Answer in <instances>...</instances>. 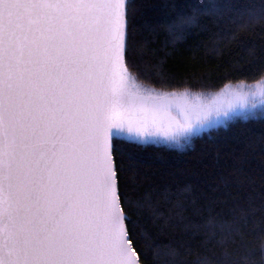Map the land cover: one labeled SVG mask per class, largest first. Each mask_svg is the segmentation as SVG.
Instances as JSON below:
<instances>
[{
	"label": "water",
	"instance_id": "1",
	"mask_svg": "<svg viewBox=\"0 0 264 264\" xmlns=\"http://www.w3.org/2000/svg\"><path fill=\"white\" fill-rule=\"evenodd\" d=\"M131 0H0V264H141L113 141L182 152L264 113V77L151 87L125 61Z\"/></svg>",
	"mask_w": 264,
	"mask_h": 264
},
{
	"label": "trees",
	"instance_id": "2",
	"mask_svg": "<svg viewBox=\"0 0 264 264\" xmlns=\"http://www.w3.org/2000/svg\"><path fill=\"white\" fill-rule=\"evenodd\" d=\"M127 67L159 89L215 91L264 77V0H131ZM141 264H264V113L182 152L113 141Z\"/></svg>",
	"mask_w": 264,
	"mask_h": 264
},
{
	"label": "rangeland",
	"instance_id": "3",
	"mask_svg": "<svg viewBox=\"0 0 264 264\" xmlns=\"http://www.w3.org/2000/svg\"><path fill=\"white\" fill-rule=\"evenodd\" d=\"M131 71V70H130Z\"/></svg>",
	"mask_w": 264,
	"mask_h": 264
}]
</instances>
